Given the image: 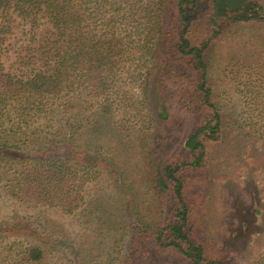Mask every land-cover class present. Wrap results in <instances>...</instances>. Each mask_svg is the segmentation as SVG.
Segmentation results:
<instances>
[{"label": "trees", "instance_id": "16d2710c", "mask_svg": "<svg viewBox=\"0 0 264 264\" xmlns=\"http://www.w3.org/2000/svg\"><path fill=\"white\" fill-rule=\"evenodd\" d=\"M260 22L264 0H0V205L12 201L39 215L53 209L86 222L101 206L96 192L110 179L116 195L127 188L136 210L131 221L122 203L113 219L109 236L120 255L111 263L121 257L122 264H143L151 247L159 264L167 256L183 264H226L202 242L195 175L207 170L212 149L228 135L235 141L257 135L263 149L256 161L264 162V97L258 91L244 97L248 130L239 132L237 123L228 132L214 100L209 55L216 41ZM9 51L6 70L2 56ZM239 82L250 92L249 82ZM144 109L149 127L140 123ZM179 111L194 123L175 160L159 156L147 171L146 192L158 208L149 219L112 153L143 144L151 127L166 129ZM17 214L0 212V240L14 238L0 264H56L53 232L43 236L41 225ZM78 245L67 264H86V247ZM126 246L132 251L124 253Z\"/></svg>", "mask_w": 264, "mask_h": 264}, {"label": "rangeland", "instance_id": "374dc122", "mask_svg": "<svg viewBox=\"0 0 264 264\" xmlns=\"http://www.w3.org/2000/svg\"><path fill=\"white\" fill-rule=\"evenodd\" d=\"M16 36L14 34L6 42L12 43ZM263 38L264 22L242 25L237 31H232L230 35L216 41L209 55V77L214 85V100L222 111L226 125H229L228 132L230 133L235 128L237 129V123L242 125L240 131H237L243 133V130H248L243 123L248 109V102H244V97L252 96L256 91L259 92L261 98L264 97ZM19 41L22 42L21 39ZM11 61V51L3 54L4 69H9ZM240 80L249 82L250 92L244 89ZM128 89L134 97L139 98L137 89L134 87H128ZM135 100L138 101V99ZM261 107L259 105V110ZM141 112L144 116L141 117L140 123L149 127L147 122L149 112L147 109ZM116 117L120 118L121 114ZM172 123L166 129L155 125L150 129V136L149 132L145 134L143 144L136 141L133 149L126 150L125 147H121L112 153L120 167L118 174L123 176L125 184L136 192L135 202L140 205L141 209L144 208L143 215L149 214V219L156 216L155 212L158 208L146 192L147 171L151 168L152 161L156 162L159 156L163 161L172 158V161L175 160L174 156L180 153V146L191 131L194 122L179 111L172 116ZM99 129L101 132L99 139L104 144L108 136L105 131L102 133V122ZM262 141L253 133L252 136L244 138L237 136L236 141L232 135L230 137L228 135L222 145L212 149L207 170L195 175L198 184L193 195L195 203L200 207L204 230L202 242L218 252L219 256L227 262L226 264H264V231L262 232L264 227V162L256 161L258 153L263 149ZM112 146L115 147L116 144L113 143ZM108 182L110 185H107V189L103 188L96 192V196H99L96 198L97 203L101 206L91 215L89 214V221L86 220V222L84 218L72 219V216L55 212L53 209H45L43 214L39 215L36 214V209L21 208L12 201L0 205L1 216L16 209L17 218L23 216L22 218L31 222L34 228L40 225L44 227L38 228L43 236L47 231L53 232L54 238L57 239L56 243H58V246L55 245L53 249L57 256L56 264H67L72 258V247H78L79 243L86 247L82 249V252L86 253V264H122L119 262L121 257L118 261L111 263V258L120 255V252H117L120 245L116 238L110 239V228L114 225L113 219L120 215L122 203L125 207L124 215L131 221H135L136 210L131 205L134 201H130L127 188H122L125 194L117 193L116 195L115 189L112 188V181L108 179ZM10 216L9 214V217L4 218L8 219ZM13 240V236L5 241L0 240V252ZM15 247L19 246L15 245ZM149 248L151 250L149 257L141 262L159 264L160 255L152 252L151 247ZM122 251L127 253L132 251V248L126 246V250L124 247ZM165 260L167 264H183L175 256H167Z\"/></svg>", "mask_w": 264, "mask_h": 264}]
</instances>
